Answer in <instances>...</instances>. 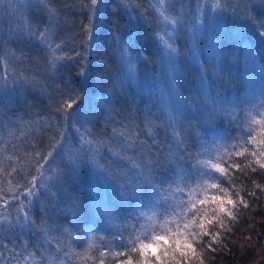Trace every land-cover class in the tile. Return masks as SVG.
I'll list each match as a JSON object with an SVG mask.
<instances>
[{
	"label": "snow or ice",
	"instance_id": "snow-or-ice-1",
	"mask_svg": "<svg viewBox=\"0 0 264 264\" xmlns=\"http://www.w3.org/2000/svg\"><path fill=\"white\" fill-rule=\"evenodd\" d=\"M14 3L15 0H0V12L11 18L19 11V6L13 7ZM230 6L228 0H201L197 4L195 30L188 34L190 46L187 51L199 68L201 85H205L208 62L201 59L205 53L197 43V37L205 32L219 35V17ZM30 7L38 9L43 14L41 18L35 24L29 21L26 25L17 20L18 28L10 27L7 37L0 38V49L4 48L6 41L12 40L31 44L36 49L35 54L45 60L46 66L58 71L62 61L75 59L65 52V41L57 42L58 13L52 7L51 0H36ZM84 7L90 10L89 25L84 26L87 48L92 42V20L100 15L104 3L103 0H88ZM151 7L157 22L154 39L161 61L160 83L163 85L158 88L161 115L155 120L159 123H154L150 114L146 118L147 123L137 125L135 129L123 124L120 129L113 127L111 136L102 130L99 137L90 129L81 132L77 127L75 131L79 135L80 146L67 148L65 133L68 126L81 119L87 122L92 102L89 101L86 106V96L66 84L59 99L50 106L52 115L35 122L42 132L50 133L48 143L32 144L31 151H26L24 157L17 156L15 162L9 157L7 169L0 165V175L6 173L10 185L7 191L0 187V229L6 228L13 236L16 230L22 235L25 230L36 229L33 211L39 205L41 223L38 237H43V243L38 246L29 243L17 246L11 240L0 243V264H68L73 257L65 253L61 258V242L51 235L53 229L49 220L53 215H59L63 202L59 189L66 182L68 173L78 178L84 164L91 165L97 184L102 182L106 187L118 185V197L136 196L144 189L158 194L150 212L135 215V223L130 226L127 238L119 233L116 236L119 244L114 249L99 250V264H105L104 257L109 255V251L111 264H192L191 258L196 252L194 245L204 243L211 249L221 231L227 228V223L237 219L234 210H239L238 202L233 195L239 197V204L243 208L250 206L240 195L243 187L235 191L240 177L231 170L235 169L242 175L248 168L255 171V166L264 170V93H261L254 107L237 111L239 104H232L229 110L219 98V93L213 95L210 88L203 100L200 99L199 90L196 95L181 92L178 84L182 77L177 70L181 51L177 40L180 39L186 17L177 12L175 5L169 4L168 0H157ZM258 7L264 9V0H260ZM246 18L255 23V17L246 14ZM256 28L258 35L264 38V23L257 24ZM232 38L238 48L245 47L239 37ZM113 39L117 41L121 61L127 64L129 75H134L133 60L128 54L131 41L127 45H120L118 36ZM9 54L12 60L20 63L31 59L23 52L20 56L15 51ZM213 54L220 58V71L227 70L230 60L239 62L241 59L239 53L226 50L223 45ZM75 56L85 59L78 51ZM244 56L246 59L252 58L246 50ZM137 57H140L139 52ZM0 61L8 63V55L0 57ZM77 75L87 76L85 65H81ZM29 79L24 77V82H29ZM153 83L156 81L153 80ZM153 83L147 85L149 90ZM222 115H226L229 122L236 126L238 134L221 135L210 145L206 144L200 135L201 131H206L202 125ZM198 117L195 132L190 125L185 127V121L197 120ZM109 123H112L110 116L105 125ZM144 127L147 128L146 135L151 138L150 143L140 138V129ZM102 147H106L107 155L114 158L110 164L118 171L113 172L112 167L106 168L102 163ZM239 157H244L247 163H242ZM160 170L172 173L166 177V189L157 183L154 175ZM109 181L112 183L109 184ZM252 183L254 187H259L255 181ZM92 190L96 191L99 202L100 193L96 185L92 186ZM247 195L255 196V192L250 191ZM72 201L71 211L78 215L80 205L76 198H72ZM55 230L60 231L59 226ZM64 232L71 234L68 229H64ZM205 238H208L207 241ZM54 245L55 255L52 253Z\"/></svg>",
	"mask_w": 264,
	"mask_h": 264
},
{
	"label": "trees",
	"instance_id": "trees-1",
	"mask_svg": "<svg viewBox=\"0 0 264 264\" xmlns=\"http://www.w3.org/2000/svg\"><path fill=\"white\" fill-rule=\"evenodd\" d=\"M35 2L36 0H15L13 7L19 6V11L11 18L0 12V38L7 37L10 27L18 28L17 20L26 25L29 21L35 24L41 18L43 14L30 7ZM156 2L157 0H103L102 12L92 20V42L86 48L84 26L89 25L90 10L84 5L88 0H51L52 7L58 13L57 42L65 41V52L75 57L74 60L62 61V67L58 71L47 67L45 60L35 54L36 49L31 44L6 41L4 48L0 49V57L8 55L9 59L8 63L0 61V165L3 168H8L9 157L12 162H15L17 156L24 157L26 151H31L32 144L48 143L50 133L42 132L35 122L52 115L50 106L59 99L66 84L86 96V106L89 101L92 102L87 122L81 119L68 126L65 133L67 148L80 146L79 135L75 131L77 127L81 132L86 128L90 129L99 137L102 130L106 131L107 136H111L112 128L120 129L123 124L135 129L137 125L146 124V118L150 114L154 123H159L155 120V117L161 115L158 88L163 85L160 83L161 61L154 39L157 22L151 7ZM200 2L201 0H168L169 4L175 5L177 12L186 17L180 39L177 40L181 51L177 70L182 77L178 87L185 95H196L199 90L201 100L210 88L213 95L219 93V98L229 110L232 104H239L237 111H246L254 107L261 93H264V38L258 35L256 28L257 24L264 23V9L258 7L260 0H228L231 6L219 17V35L205 32L197 37V43L205 53L201 59H207L208 62L205 85H201L199 68L187 51L190 46L188 34L195 30L196 8ZM246 14L255 17V23L247 19ZM114 36L119 37L120 45H127L131 41L128 54L133 60L134 75H129L127 64L122 63ZM232 37H239L245 47L238 48ZM222 45L226 50L239 53L241 57L239 62L230 60L226 71H220V58L213 54ZM245 50L251 54V59L245 58ZM10 51H15L17 56L23 52L31 59L24 63L14 61ZM77 51L85 57L84 60L75 56ZM137 52L140 53L139 58ZM82 64L85 65L86 77L77 75ZM26 76L30 78L27 83L24 82ZM149 83H153L151 90L147 86ZM109 116L112 123L105 125ZM241 116L243 118V113ZM198 120L199 117L197 120L185 121V127L190 125L195 132ZM202 127L206 131H201L200 135L209 145L221 135L238 134L236 126L229 122L226 115L217 117ZM146 133L147 128H141L140 138L150 143L151 138ZM100 158L106 168L112 167L113 172L118 171L110 164L114 158L107 155L106 147L101 148ZM238 159L247 163L244 157ZM255 167V171L248 168L243 175L235 169L231 170L235 176L240 177L235 191L243 187L244 191L240 195L250 206L243 208L239 204V197L234 194L233 199L237 200L239 209L234 210L237 219L227 223V228L221 231L211 249L204 243L194 245L196 252L191 258L192 264H201V261L202 264H264V170ZM154 175L157 183L166 189V177H170L172 173L160 170ZM8 179L6 173L0 175V187L5 191L10 187ZM161 181L164 183L161 184ZM252 181L259 187H254ZM93 185H96L100 193L99 202L96 191L92 190ZM59 191L63 198L61 210L58 216L51 217L49 224L53 229L51 235L61 242V258L65 253L73 257L68 260V264H99V250L114 249L119 244L116 239L119 233L127 238L130 226L135 223V215L150 212L158 198V194L150 189L141 190L136 196L118 197V185L106 187L102 182L97 184L89 164L80 168L78 178L68 173V178ZM250 191L255 192V196H248ZM72 198H76L80 205L78 215L71 211ZM39 208L36 205L33 211L37 221L36 229L25 230L22 235L16 230L15 236L6 228L0 229V243L6 240H11L17 246L22 243L33 246L43 243V237H38L41 223ZM12 212L15 214V208ZM58 226L60 231L55 230ZM64 229L70 230L71 234L65 233ZM52 253L55 255V245ZM36 259L39 260L40 257L37 256ZM104 259L105 264H111L110 251Z\"/></svg>",
	"mask_w": 264,
	"mask_h": 264
}]
</instances>
